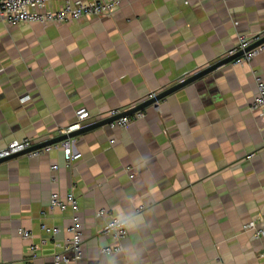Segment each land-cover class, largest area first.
Returning <instances> with one entry per match:
<instances>
[{
    "label": "crops",
    "instance_id": "crops-1",
    "mask_svg": "<svg viewBox=\"0 0 264 264\" xmlns=\"http://www.w3.org/2000/svg\"><path fill=\"white\" fill-rule=\"evenodd\" d=\"M240 34L264 37V0H122L111 15L69 23L0 21V149L60 135L81 107L97 122L140 103L227 57ZM256 73L264 78V53L184 86L129 127L78 135L76 161L56 146L1 163L0 264L74 257L73 210L51 205L69 191L80 204L81 264H264V237L244 229L264 222ZM114 217L133 223L123 249L108 255L101 247L114 244L104 233Z\"/></svg>",
    "mask_w": 264,
    "mask_h": 264
},
{
    "label": "built area",
    "instance_id": "built-area-1",
    "mask_svg": "<svg viewBox=\"0 0 264 264\" xmlns=\"http://www.w3.org/2000/svg\"><path fill=\"white\" fill-rule=\"evenodd\" d=\"M61 1L62 5L56 9L47 8L51 2ZM122 3V0H94L92 2H85L83 0H0V21L9 25H18L21 23L29 22H58L69 23L81 20L85 17H101L111 15L115 12L117 7ZM262 37L259 35L248 36L240 34L237 43L227 51V56H233L241 51L243 54L237 56L232 63L242 64L250 63L256 56L264 53V43L247 50L251 45L259 41ZM256 94L254 97L251 108L257 111L264 123V78L256 73ZM157 92H151L148 97L143 99L145 101L156 96ZM29 96L23 97L27 99ZM141 101V102H142ZM140 102V103H141ZM139 104V103H137ZM125 108H112L108 111V117L120 114L122 111L127 110L135 105ZM156 108L159 107L158 102L153 104ZM76 121L69 126L60 130V135L69 133L71 131L82 128L83 126L93 123V114L85 107H81L76 111ZM146 116V108L136 110L132 114L122 116L115 121L111 122V126L129 127L134 121L142 119ZM74 138H68L61 142L51 144L49 146L32 150L27 154L30 156H37L44 151L53 147L61 146L66 159L70 162L76 161L82 157V153L76 152L73 145ZM115 140L113 139L112 142ZM36 141L32 138L14 139L10 141L4 148L0 149V159L11 156L31 148ZM54 169L58 168L57 165L53 166ZM52 207H58L62 210L71 208L73 210L72 224L69 227L72 237L68 241L67 249L73 251L74 257L70 258L65 253H59L55 256L54 264H62L75 260L77 264H81L84 256L83 253V226L81 216L79 214L80 204L78 198L73 191H69L65 197L54 193L51 198ZM106 210L100 209L98 214L105 215ZM121 218L114 217L109 219L104 228V233L113 237L114 244H106L101 247V252L104 254L112 255L120 252L123 249L122 243L129 234L128 226H121L119 220ZM42 228L47 232L56 234L59 232L58 227H50L43 225ZM245 230L253 231L257 239L264 237V222L259 224L257 220H251L244 224ZM19 233L22 237L28 239L32 237L30 230L20 228ZM34 249V248H33ZM35 250V249H34Z\"/></svg>",
    "mask_w": 264,
    "mask_h": 264
},
{
    "label": "water",
    "instance_id": "water-1",
    "mask_svg": "<svg viewBox=\"0 0 264 264\" xmlns=\"http://www.w3.org/2000/svg\"><path fill=\"white\" fill-rule=\"evenodd\" d=\"M264 43V37H262L259 41H257L256 43H254L253 45H251V47H249L247 50H250L251 48L258 46L260 44ZM241 54H243V51H241L240 53L233 55V56H227L224 57L222 59H219L217 61H215L214 63H211L209 65H207L206 67L199 69L198 71H196L195 73L183 78L182 80H180L179 82H177L176 84L160 91L159 93L156 94V96L147 99L145 101H142L141 103L135 105L134 107H131L127 110L122 111L120 114L112 116V117H108L106 119H103L101 121H97V122H93V123H89L85 126H83L80 129L71 131L69 133H65L62 135H58L56 137L50 138V139H46L44 141H41L39 143H35L31 148L19 152V153H15L11 156L8 157H4L0 159V164L10 160L16 156L22 155V154H27L28 152L32 151V150H36V149H40L46 146H49L51 144L54 143H58L61 142L62 140L68 139V138H75L78 135H81L85 132L100 128L101 126H104L108 123H111L113 121H115L116 119L128 115V114H132L133 112H135L136 110L139 109H143L146 108L148 106H151L155 103H157L159 100L167 97L168 95L176 92L177 90L183 88L184 86L193 83V82H207V80H209V78L212 76V74L214 72H216L217 70H219L220 68L228 65L229 63H231L237 56H240Z\"/></svg>",
    "mask_w": 264,
    "mask_h": 264
},
{
    "label": "clouds",
    "instance_id": "clouds-1",
    "mask_svg": "<svg viewBox=\"0 0 264 264\" xmlns=\"http://www.w3.org/2000/svg\"><path fill=\"white\" fill-rule=\"evenodd\" d=\"M119 223L121 226H124V227H127L129 226L130 224H132L133 222L130 220V219H124V218H121L119 220Z\"/></svg>",
    "mask_w": 264,
    "mask_h": 264
}]
</instances>
